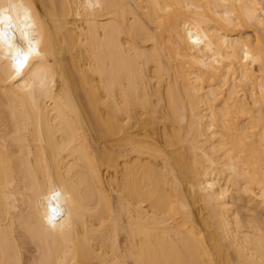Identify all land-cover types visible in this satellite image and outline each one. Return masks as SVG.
Here are the masks:
<instances>
[{
  "label": "bare ground",
  "instance_id": "6f19581e",
  "mask_svg": "<svg viewBox=\"0 0 264 264\" xmlns=\"http://www.w3.org/2000/svg\"><path fill=\"white\" fill-rule=\"evenodd\" d=\"M0 264H264V0H0Z\"/></svg>",
  "mask_w": 264,
  "mask_h": 264
},
{
  "label": "rangeland",
  "instance_id": "374dc122",
  "mask_svg": "<svg viewBox=\"0 0 264 264\" xmlns=\"http://www.w3.org/2000/svg\"><path fill=\"white\" fill-rule=\"evenodd\" d=\"M249 206H252V204H250ZM253 211H254V209H251V212H253ZM251 212H250V213H251Z\"/></svg>",
  "mask_w": 264,
  "mask_h": 264
}]
</instances>
